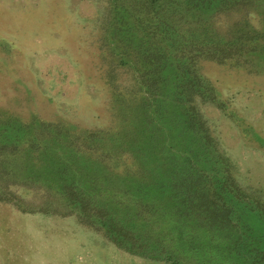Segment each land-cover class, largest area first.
Wrapping results in <instances>:
<instances>
[{"label": "trees", "instance_id": "obj_1", "mask_svg": "<svg viewBox=\"0 0 264 264\" xmlns=\"http://www.w3.org/2000/svg\"><path fill=\"white\" fill-rule=\"evenodd\" d=\"M247 1L254 3L149 0L156 14L168 15L160 18L164 29L179 27L177 34L184 36L180 28L187 23L191 38L170 46L171 32L163 45L156 36L127 38L137 44L134 53L141 60L123 58L120 64L131 63L144 74L136 76L140 95L112 94L116 124L80 131L38 116L0 122V198L15 200L14 185L24 193L37 187L51 195L41 204L43 211L63 207L103 229L118 247L145 258L264 264V202L241 192L230 161L194 104L197 96L218 101L216 88L200 72V59L237 67L251 61L259 72L255 62L264 54V30L250 23L247 13L225 30L215 25L218 15L233 18ZM179 8H190L192 23L183 16L180 24L169 22ZM133 95L136 106L129 104Z\"/></svg>", "mask_w": 264, "mask_h": 264}, {"label": "rangeland", "instance_id": "obj_2", "mask_svg": "<svg viewBox=\"0 0 264 264\" xmlns=\"http://www.w3.org/2000/svg\"><path fill=\"white\" fill-rule=\"evenodd\" d=\"M258 1L242 4L246 11L236 9L233 18L218 15L215 25L225 30L247 13L250 23L264 30V0ZM189 9L171 12L169 22L180 24L183 16L192 23ZM166 16L156 14L149 0H0V122L38 116L80 131L116 124L112 94L140 95L136 76L144 74L131 63L120 64L123 58L141 60L134 53L137 44L127 38L156 36L163 45L167 33L170 46L190 37L187 23L180 28L184 36L177 34L179 27L164 29L160 18ZM263 57L255 62L259 72L251 61L237 67L200 59V72L216 88L218 101L197 96L194 104L230 161L241 192L264 202ZM137 96L130 105L136 106ZM12 188L15 200L0 198V264H171L125 251L103 229L63 207L43 211L41 204L51 195L37 187L30 193Z\"/></svg>", "mask_w": 264, "mask_h": 264}]
</instances>
